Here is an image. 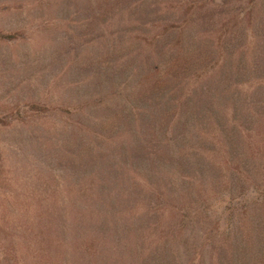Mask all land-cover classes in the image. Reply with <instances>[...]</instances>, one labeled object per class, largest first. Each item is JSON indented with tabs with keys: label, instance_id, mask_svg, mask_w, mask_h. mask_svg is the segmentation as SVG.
Instances as JSON below:
<instances>
[{
	"label": "rangeland",
	"instance_id": "374dc122",
	"mask_svg": "<svg viewBox=\"0 0 264 264\" xmlns=\"http://www.w3.org/2000/svg\"><path fill=\"white\" fill-rule=\"evenodd\" d=\"M250 234L264 264V0H0V264Z\"/></svg>",
	"mask_w": 264,
	"mask_h": 264
},
{
	"label": "trees",
	"instance_id": "16d2710c",
	"mask_svg": "<svg viewBox=\"0 0 264 264\" xmlns=\"http://www.w3.org/2000/svg\"><path fill=\"white\" fill-rule=\"evenodd\" d=\"M87 227V226H86ZM147 236V234H146ZM171 236V234H169ZM145 237V235H143ZM245 238V237H243ZM240 239V243L237 247H235L232 243L226 242L221 243L220 241H212V246L214 249V253L216 255L213 256V259H215V264H261V259L257 258L255 249L258 247L257 239L254 235H249L246 239ZM139 241L144 239L139 238ZM220 242V243H219ZM230 243L234 248L230 245H227ZM237 243V244H238ZM143 250L149 251L150 243L147 242L146 244H143ZM110 259V258H109ZM171 260L174 263V261L177 263V257L172 254Z\"/></svg>",
	"mask_w": 264,
	"mask_h": 264
}]
</instances>
